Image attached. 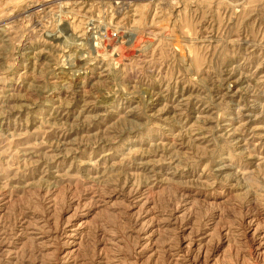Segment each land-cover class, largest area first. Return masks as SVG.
Here are the masks:
<instances>
[{
	"label": "rangeland",
	"instance_id": "obj_1",
	"mask_svg": "<svg viewBox=\"0 0 264 264\" xmlns=\"http://www.w3.org/2000/svg\"><path fill=\"white\" fill-rule=\"evenodd\" d=\"M0 264H264V0H0Z\"/></svg>",
	"mask_w": 264,
	"mask_h": 264
},
{
	"label": "built area",
	"instance_id": "obj_2",
	"mask_svg": "<svg viewBox=\"0 0 264 264\" xmlns=\"http://www.w3.org/2000/svg\"><path fill=\"white\" fill-rule=\"evenodd\" d=\"M108 29L109 28H104L103 26H101L98 31L96 29L92 30L91 34L94 35L93 37L91 35L92 43L94 42L93 46L100 47L102 44L107 43L106 41H108L109 39L113 40L119 38L120 32L116 31L115 29H109L113 31H109Z\"/></svg>",
	"mask_w": 264,
	"mask_h": 264
},
{
	"label": "bare ground",
	"instance_id": "obj_3",
	"mask_svg": "<svg viewBox=\"0 0 264 264\" xmlns=\"http://www.w3.org/2000/svg\"><path fill=\"white\" fill-rule=\"evenodd\" d=\"M91 27V26H90ZM100 29V27H97V31ZM93 30V29H92ZM51 37V36H50ZM131 37V36H130ZM68 39L70 40V39H72V35L71 36H69L68 37ZM114 40V39H113ZM128 41H127V43H130V40H131V38L130 39H127ZM65 41H67V39L65 38V40L63 39V41L61 42V43H64ZM72 41V40H71ZM110 41H112L111 39H109L108 41H106V42H110ZM110 44V43H109ZM117 44H118V42H117ZM121 44H123V43H121ZM71 45V44H70ZM111 45V44H110ZM111 46H115V44H113V45H111ZM110 46V47H111ZM127 46V45H126ZM109 47V48H110ZM91 51H93V50H91ZM94 52V51H93ZM92 52V53H93ZM73 55H75V58H74V62L72 63V64H68V62H67V64L66 65H70L69 67L68 66H66L65 68H64V71L65 72H67V71H71L72 69H78L79 67H80V65H82L81 63H83L82 62V60H84V58L85 57H83V55H85V53L83 54L82 52L79 54V52L77 51H75L74 53H73ZM89 55V54H88ZM86 56V55H85ZM74 57V56H73ZM66 60H68V59H66ZM66 62V61H65ZM71 75H72V73H70ZM74 74H77L76 73V70H74L73 71V75Z\"/></svg>",
	"mask_w": 264,
	"mask_h": 264
}]
</instances>
